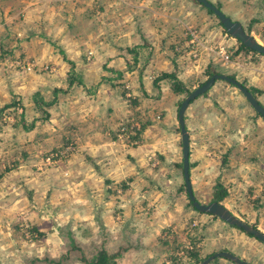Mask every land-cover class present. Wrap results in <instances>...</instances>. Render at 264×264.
I'll return each instance as SVG.
<instances>
[{"label": "crops", "instance_id": "1", "mask_svg": "<svg viewBox=\"0 0 264 264\" xmlns=\"http://www.w3.org/2000/svg\"><path fill=\"white\" fill-rule=\"evenodd\" d=\"M86 1L90 2L87 7L95 3L99 10H108L105 13L97 11L98 20L104 19L105 24L91 38L100 35L105 50L104 55L108 57L104 65L98 68L101 72H99L100 76L107 71L116 75L121 74V80L132 89L133 97L137 101L135 106L129 104L131 108L129 109L126 101L128 98L125 93H121V97H115L114 101L109 103L100 117V125H111L113 120L117 119L116 115L120 112H123V116L132 114L133 108L136 111L143 108L145 118V124L141 123L144 128L138 138L139 141L131 145L125 144L123 142L125 140L118 142L112 140L117 126L115 130L109 129L106 133L103 132V127L101 133L89 130L86 123L90 125L89 120L94 119L89 115L87 122L85 117H82L84 121H77V129L72 130L71 135L82 151L94 149L98 144L105 146L100 147L102 154L100 158L90 159V162H96L95 168L92 164H87L93 167L87 176L91 173L93 176H88L87 183H83L86 193L81 199L88 201L81 213L86 216V220H89L88 229L83 231H94L91 224L96 223L98 225L96 230H99L97 232L107 231L115 235L120 233L128 235L131 239V243H99L98 245L87 243L88 250L96 246L99 250L104 248L107 254L114 255V264H187L189 261L187 248L190 247L189 243L194 241L193 235L188 242L181 245L161 240V238L171 240L170 237L175 238L178 235L185 239L187 231L179 233V230L187 225L194 226L193 228H198L200 231L198 234L195 233L199 237V243L197 242L199 248L201 243H207L208 247L209 243L214 245L236 237L246 243H253L228 228L231 225L218 217L207 213L195 216L196 211L187 207L186 197L179 190L182 184L178 166L179 162L182 163L180 129L177 120L180 96L172 91L171 84L166 78L158 80L156 85H153V82L161 73L173 72L177 79L193 90L199 86V83L205 81L207 71L213 68L218 74L234 76L236 80L244 81L247 87L256 89V99L264 106V60L258 58L259 61L256 63L242 62L241 52L236 55L234 61H222L218 47L233 45L234 38L228 37L226 32H216L211 19L202 14L192 1L180 0L182 6L171 8L169 0H113L115 9L113 13L109 12L112 11L109 8L111 6L109 0ZM208 1L233 21L239 22L256 40L264 37V12L258 10L261 7L257 3L255 5L250 0ZM231 5L232 11H229ZM141 14L147 17V21L142 19ZM109 23H113L112 30ZM150 24L151 26H148ZM143 25H147L144 31ZM189 25L198 32L194 33L188 28ZM83 34L80 38L88 39L87 33ZM196 46L200 52L192 49ZM127 47H135L136 60L134 52L125 50ZM128 54L131 64L129 68L126 67ZM103 67L105 71H102ZM126 78L128 80H125ZM104 81L115 80L113 76H108ZM113 88L107 90V96L111 95ZM143 101H147L144 106L139 105ZM129 111L130 113L127 114ZM123 116L119 118L125 123ZM184 122L189 136V174L194 196L192 170L197 184H204L205 187L209 185L210 192L213 193V187L219 180L218 170L227 169L230 175L226 180H221L227 190V196L220 203L232 214L238 215V210H232L228 202L232 201L236 206L235 202L241 201L240 195L243 194L240 192L248 182L254 187H259L255 189L256 194L250 193L252 195L250 198L254 199L258 194L256 200L264 203L262 202L264 177L263 181H260V172L257 177L254 176L255 164L264 167V120L256 114L244 95L229 82L215 80L206 92L189 103L184 113ZM137 125L139 126L138 122ZM80 136L83 141H85L84 137L88 136L90 144L87 143V147L84 146V142L80 145ZM100 136L103 140L101 144L98 141ZM107 151L111 153L104 154ZM233 172H241L245 175L243 179H239L238 174ZM94 180L97 181V187L94 186ZM260 189L262 191H259ZM95 190L98 192L96 195H94ZM250 192H253V189ZM112 195L118 200H109L108 197ZM121 197L124 202H121ZM111 201L112 208L118 214L124 213L122 216L120 214L119 217L115 214L114 217L112 216V210L107 208ZM135 201H138V204L134 207L138 208L139 202L141 205L145 203L146 210L141 207L142 212L133 214L131 207L132 202ZM125 203L128 206L123 210ZM92 206L96 211L99 209L97 213L92 211ZM245 211L248 216L253 215L251 211ZM93 214L95 219L91 221L92 219L89 218H93ZM256 218L260 221L256 229L264 232V210L262 214L255 213ZM221 229L224 232L218 233ZM82 248H84L83 244ZM82 248L83 256H89L86 258H92L99 251L89 252ZM218 251L231 252L222 246V248H214L208 255ZM233 254L242 258L236 252ZM75 259L79 262L77 255ZM220 260L234 264L223 258L218 259L217 262ZM217 262L210 264H220Z\"/></svg>", "mask_w": 264, "mask_h": 264}, {"label": "rangeland", "instance_id": "2", "mask_svg": "<svg viewBox=\"0 0 264 264\" xmlns=\"http://www.w3.org/2000/svg\"><path fill=\"white\" fill-rule=\"evenodd\" d=\"M109 1L111 2L109 8L112 9L109 12L113 13L115 10L113 0ZM169 1L171 8L183 5L180 0ZM188 1H192L202 14L211 19L212 25L216 27V32L225 33L214 14L208 12L199 3L193 0ZM250 1L254 4L257 3L261 7L258 10L264 12V7H262L264 0ZM89 3L86 0H0V107L4 103L10 102L13 96L20 97L24 104V119L27 126V128L21 124L12 126L11 123L15 120L12 115L4 117V120L0 119V264H82L81 259L84 257L81 251L82 244L84 245L82 249L93 252L99 248L96 246L88 250L87 243H92V245L131 243L128 235L109 234L107 231L97 232L99 230H96L98 226L96 223L91 224L94 231H83V229H88L89 221L81 213L86 208L85 203L88 201V199H81L86 193L83 183H87L88 176H93V173L87 176V173L91 172L96 165V162L92 163L90 159L92 157L100 158L102 156L100 147L105 146L98 144L96 148H89L88 151L78 148L76 139L71 135L72 130L77 129V121L82 122L84 120L81 118L85 117L87 122L89 115L94 119L89 120L90 125L87 123L86 125L94 133H101L102 127L103 132L106 133L109 129L115 130L117 126L116 134L112 137L113 141L125 140L123 142L128 145L139 141L138 138H131L130 134L127 137L129 131L127 134L121 131L118 135L123 124L119 116H123V112L116 115L117 119L113 120L111 125H100V117L115 97H121V93H125L129 109H131L129 104L131 102L135 104L136 100L133 97L132 89L121 80V74L116 75V73L112 74L107 71L100 76L101 72L98 68L104 65V61H107L108 57L104 55L105 50L100 35L97 34L98 37L91 38L105 24L104 19L98 20L97 11L105 13L108 10H99L95 3L87 7ZM231 9L232 5L229 7V11ZM141 16L143 20L147 21L144 14ZM109 24L112 30L113 23ZM145 27L147 25H143V31ZM188 28L191 26L189 25ZM191 30L194 33L198 32L194 28ZM83 33H87L88 39L80 38ZM227 36L229 37V35ZM257 41L264 45L260 38H257ZM238 46L236 39L233 40V45L224 46L230 55V60L234 61L236 55L241 52L242 62L256 63L259 61L258 58L264 60L263 54L244 49L235 54V49H238ZM112 49L114 50L113 47ZM192 49L200 52L197 46ZM129 58L130 55L127 59V68L131 66ZM105 70L103 67L102 71ZM108 76H113L115 81H104ZM237 81L241 82L238 79ZM112 86L117 88L114 89ZM111 88L114 90H111V95L107 96V90ZM36 94L41 95L40 97L49 104H44L45 106L42 103L35 104L33 97ZM109 97L113 99H107ZM145 102L147 101H143L139 105L144 106ZM39 106L42 108L38 109ZM142 109L136 111L133 108L132 114L124 115L125 123L138 122L139 126L136 129H139L141 123L145 121ZM45 115L47 118L39 122L38 118L42 119ZM34 119L37 121L32 122ZM31 123H33V127H30ZM134 134L135 132L131 135ZM80 137V145L84 142V146L87 147V143L90 144L88 136L84 137L85 141L82 136ZM98 141L100 144L103 142L101 136ZM66 146L70 148V151H60L64 150L62 148ZM57 151L58 155H54L50 161H47L46 157ZM106 153L111 152L107 151L104 154ZM87 164H92L93 167ZM178 166L181 183L185 190L182 188L181 191L186 197L187 207L192 209V205L188 204L190 201L182 180L180 162ZM255 168L254 176L257 177L260 172L261 181L264 177V173H262L264 167H258L255 164ZM218 172V181L224 185L222 181L227 179L230 171L219 169ZM191 173L197 200L204 204L210 203L213 193L210 192L209 185L206 188L204 184H197L194 171L192 170ZM233 173L238 174L237 178L239 179H243L245 175L241 172ZM95 180L93 183L97 187L98 184ZM118 188L122 189L120 186ZM258 188L248 182L244 185V190L240 192L243 194L240 195L241 201L235 202L236 206L232 201L228 202L232 210H238V215H235L237 218L255 227L260 224V221L255 219V213L262 214L264 210V203H259L256 200L258 194L255 195L256 198H250L252 196L250 193L256 194L255 189ZM252 189L253 192H250ZM94 192V195L98 193L97 190ZM108 198L109 200H118L114 195ZM121 200V202L125 201L122 197ZM95 203L98 205L97 201ZM132 204L133 214L142 212L141 207L146 210L145 203L141 205L139 202L138 208L134 207L138 201L132 202ZM127 206L128 204L125 203V208L122 209L125 210ZM112 207L111 201L107 208L112 210L113 217L114 214L116 217H119V214L120 216L124 214H118ZM98 210L93 209L92 211L97 213ZM245 210L251 211L253 215L248 216ZM201 213L196 211L194 214L199 216ZM146 214L148 215L147 212ZM89 219L94 221L95 215L93 214V218ZM231 226L228 228L235 230L236 233L243 236V239H249L253 243H246L244 240H238L237 237L214 245L209 243L208 247L207 243H201V248H199L201 256H207L214 248L223 246L233 253H238L250 264H264V244L239 228ZM193 227L187 225L179 230V233L187 231L185 239L178 235L175 238L170 237L171 240H163V238L161 240L181 245L188 242L193 235L194 241L191 243H197L199 237L196 234L200 231ZM223 232L224 230L221 229L218 233ZM75 255L79 262H76ZM217 263L228 264L224 260Z\"/></svg>", "mask_w": 264, "mask_h": 264}, {"label": "water", "instance_id": "3", "mask_svg": "<svg viewBox=\"0 0 264 264\" xmlns=\"http://www.w3.org/2000/svg\"><path fill=\"white\" fill-rule=\"evenodd\" d=\"M198 3L202 4L205 8L211 10L213 14L218 18L221 26L226 31V34L230 37L236 39L244 46L249 49L261 53L264 55V45L260 44L249 32H247L243 26L236 21H233L229 18L223 11L217 8L215 5L210 3L208 0H196ZM225 80L232 85H234L246 98L249 105L253 108V110L260 115V117L264 120V107L259 103V101L255 98L250 90H248L245 86H243L239 81L235 78L214 73L208 79H206L199 86L195 87L191 90L184 99L180 102V105L177 110V120L180 129V138H181V150H182V174L183 181L185 184V189L187 193V197L191 202L192 207L202 213H209L223 220L224 222L236 226L242 229L244 232L252 235L255 239L262 242L264 244V233L260 230L254 228L252 225L242 221L237 218L234 214H232L222 203L212 201L210 203L204 204L199 202L192 191L190 175H189V136L185 129L184 122V113L186 111L189 103L195 99L197 96L206 92L215 82V80ZM225 258L234 264H250L248 261L238 257L237 255L229 252V251H218L212 253L205 257L199 264H209L215 258Z\"/></svg>", "mask_w": 264, "mask_h": 264}, {"label": "trees", "instance_id": "4", "mask_svg": "<svg viewBox=\"0 0 264 264\" xmlns=\"http://www.w3.org/2000/svg\"><path fill=\"white\" fill-rule=\"evenodd\" d=\"M193 1L196 2V3H198L196 0H193ZM201 6H202V4H201ZM206 10L208 12H210V13L213 14V12L211 10H209L207 8H206ZM219 24H220V22H219ZM261 40H263V42H264V37ZM237 42H238L239 46H238V49L235 51V54L237 52H239V50H243V49L245 51H249V52L261 54V53H258L256 51H253V50L249 49L248 47L244 46L239 41H237ZM227 49L229 50V47ZM125 50L127 52H134V58H135V60L137 59L136 58V50H135V47H133V48L127 47V48H125ZM214 73H216L215 69H213V68L209 69L207 71V79L212 74H214ZM231 77L234 78V76H231ZM161 78H166L167 80H169V83L171 84L172 91L180 96L178 98V107H179L180 102L191 91V89H189L188 87H186V85L182 81H180L179 79H177V77L175 76V73H173V72H170V73L163 72V73H161V75L159 77H156L154 79L153 85H156L157 81L160 80ZM240 83L243 86L247 87L244 81H241ZM229 84L232 85L231 83H229ZM247 89L250 90L252 92V94L256 98V90L253 89V88H250V87H247ZM38 95L39 94H36L35 97H33L34 98V101H35V104L36 103H42V105L49 104V102L44 101L43 98L40 97L41 95L40 96H38ZM135 103H136V101H135ZM131 105H135V104H133V102H131ZM41 108L42 107L39 106L38 109H41ZM256 114L259 115L258 113H256ZM8 115H12L13 118L15 119L11 123L12 126H19L21 124V125H24V128H27V126L25 125V119H24V104H23V102H22V100H21L20 97L18 98L17 96H13V99L10 102L4 103V105H2L0 107V119L4 120V117H6ZM46 118L47 117L45 115L44 117H42V119L41 118H38V120H39V122H42ZM36 121L37 120L34 119V121H32V122H36ZM30 127H33V123L30 124ZM143 128H144V125H141L139 129L134 128L133 131L135 132V134L134 135H131V138H139L140 133L142 132ZM62 149H64V150H60V151H70L69 149H67V146L66 147H63ZM55 153H58V151L55 152ZM180 166H182V163H180ZM183 187H184V185L182 183L179 186V190H182ZM183 190H184V188H183ZM226 196H227V190H226L225 186L220 181H217L215 183L214 187H213V195H212V198H211L210 201L211 202L212 201L221 202ZM188 204L191 205L190 202ZM191 208L193 210H195L192 206H191ZM207 214H209V213H207ZM214 217H216V216H214ZM233 227H236V226H233ZM253 227L256 228L255 226H253ZM236 228H238V227H236ZM34 230L37 231V229H34ZM240 230L243 231L242 229H240ZM37 233H39V232H37ZM246 234L247 235H250L248 233H246ZM250 236H252V235H250ZM187 255L189 256V261H188L187 264H199L206 257V256H201L200 249H199V246L197 245V243H190V247L187 248ZM113 257H114V255L107 254V252L104 250V248H101L97 252V254L95 256H93L92 258H90V259H86L85 257H82L81 262H82V264H114L113 263ZM218 259H220V258L219 257L218 258H215L210 263H215V262L218 261ZM223 259H225V258H223Z\"/></svg>", "mask_w": 264, "mask_h": 264}, {"label": "built area", "instance_id": "5", "mask_svg": "<svg viewBox=\"0 0 264 264\" xmlns=\"http://www.w3.org/2000/svg\"><path fill=\"white\" fill-rule=\"evenodd\" d=\"M218 53L220 54V57H221L222 61H225V62H229V61H230V55H229V53L227 52V50L225 49L224 46H222V47H218ZM123 124H125V125H123ZM123 124H122V126L120 127L121 130L118 131V135L120 134L121 131H122L123 133H126V134H127L128 131H129V133H128V135H127V137H129V134H130V136H131V134L134 132L133 129H134V128H138L137 123H123ZM67 149L70 150V148H69L68 146H67ZM71 149H72V147H71ZM54 155L57 156L58 153H53V154L47 156V157H46L47 161H50L51 158H52Z\"/></svg>", "mask_w": 264, "mask_h": 264}]
</instances>
